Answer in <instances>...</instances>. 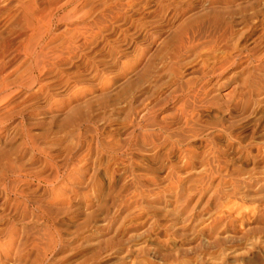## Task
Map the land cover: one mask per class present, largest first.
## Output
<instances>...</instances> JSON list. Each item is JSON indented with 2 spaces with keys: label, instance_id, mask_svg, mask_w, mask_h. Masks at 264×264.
I'll use <instances>...</instances> for the list:
<instances>
[{
  "label": "rangeland",
  "instance_id": "374dc122",
  "mask_svg": "<svg viewBox=\"0 0 264 264\" xmlns=\"http://www.w3.org/2000/svg\"><path fill=\"white\" fill-rule=\"evenodd\" d=\"M83 3L0 57V264H264V0Z\"/></svg>",
  "mask_w": 264,
  "mask_h": 264
},
{
  "label": "bare ground",
  "instance_id": "6f19581e",
  "mask_svg": "<svg viewBox=\"0 0 264 264\" xmlns=\"http://www.w3.org/2000/svg\"><path fill=\"white\" fill-rule=\"evenodd\" d=\"M2 1L4 6L1 5ZM83 2L84 0H0V19L8 22L6 31L0 33V57L4 60L12 51L25 53L34 75L43 65V50L39 45L51 33L48 25L54 21L81 20ZM5 85L3 83L4 87Z\"/></svg>",
  "mask_w": 264,
  "mask_h": 264
}]
</instances>
